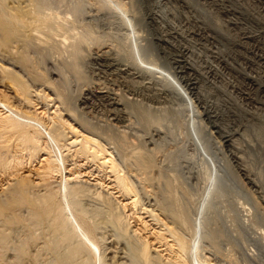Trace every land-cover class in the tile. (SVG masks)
Wrapping results in <instances>:
<instances>
[{
    "label": "bare ground",
    "instance_id": "6f19581e",
    "mask_svg": "<svg viewBox=\"0 0 264 264\" xmlns=\"http://www.w3.org/2000/svg\"><path fill=\"white\" fill-rule=\"evenodd\" d=\"M131 1L0 0V264L264 258L248 131L224 126L185 48L171 63L186 89L159 75L152 46L135 43ZM92 8L129 32L124 43L108 45L118 37Z\"/></svg>",
    "mask_w": 264,
    "mask_h": 264
},
{
    "label": "rangeland",
    "instance_id": "374dc122",
    "mask_svg": "<svg viewBox=\"0 0 264 264\" xmlns=\"http://www.w3.org/2000/svg\"><path fill=\"white\" fill-rule=\"evenodd\" d=\"M131 2L135 5L133 7L136 11H134L136 13L135 43L152 46L153 54L149 58L155 69L159 75L166 76L182 91L186 87L179 75L175 74L176 67L171 62L183 59L184 57L180 58V51L186 49L185 58L195 70L199 73L203 72L204 77L202 76L198 81L199 86L203 87L209 99L214 100L222 109L225 115L224 123L229 122L227 125L222 124L228 129L234 127L237 137L248 131L246 135L248 134L249 141L246 142L249 144L243 142L241 146L246 148L245 153L248 148L249 153L252 152L254 172H259L260 180L264 185V137L260 138L254 133L256 130L264 132V94L247 82L251 78L264 84V10L261 0H132ZM86 11L87 14L89 13L88 16L92 15L90 16L92 20H96H93V25H96L97 29L110 34L113 32L118 37L113 36L111 41H107L108 45L112 43L111 45L115 46L117 42L126 41L124 34L129 32H126V29L122 30L123 27L118 25L116 20L110 19L107 23V18L110 16L102 10L96 11L92 8ZM222 62L226 64V68ZM99 111L97 114L92 113L100 116L103 113ZM188 112H185V120L188 119ZM193 120H195L194 116ZM187 121L192 123L195 130L201 131V126L197 122H193L192 119ZM93 181L91 183H95ZM263 225L264 221L259 220L256 228L264 229ZM237 230L245 238L255 236L253 227ZM262 261L264 262V258ZM262 261L260 264H264Z\"/></svg>",
    "mask_w": 264,
    "mask_h": 264
}]
</instances>
